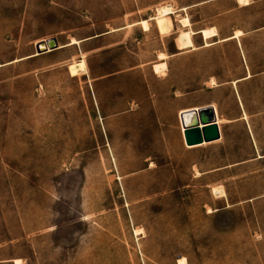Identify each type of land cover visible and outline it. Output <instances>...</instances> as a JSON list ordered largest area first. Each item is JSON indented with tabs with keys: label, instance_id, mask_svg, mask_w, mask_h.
Here are the masks:
<instances>
[{
	"label": "rangeland",
	"instance_id": "obj_1",
	"mask_svg": "<svg viewBox=\"0 0 264 264\" xmlns=\"http://www.w3.org/2000/svg\"><path fill=\"white\" fill-rule=\"evenodd\" d=\"M250 1L0 0V260L264 264ZM49 38L60 50L37 55ZM204 105L220 139L186 146L180 114Z\"/></svg>",
	"mask_w": 264,
	"mask_h": 264
},
{
	"label": "bare ground",
	"instance_id": "obj_2",
	"mask_svg": "<svg viewBox=\"0 0 264 264\" xmlns=\"http://www.w3.org/2000/svg\"><path fill=\"white\" fill-rule=\"evenodd\" d=\"M236 1L241 6L249 5L252 2L250 0H236ZM157 13H159L160 17H164L165 15L175 14L173 8L167 7V6L160 8L159 12H157ZM187 22H189V21L185 18L183 20V23H187ZM141 24L143 25L145 30L148 29V22L142 21ZM216 30L213 27L209 28V29H202L201 34L203 35L204 39H207L210 37H215L218 35ZM38 43H37V45H38ZM72 44H74V43L72 42ZM58 48H60V46ZM48 52H51V51H47L46 53H48ZM159 58L162 61H164L166 59L164 54H160ZM166 68H167V64L165 62H161L159 64L154 65V71L156 73L165 72ZM210 109L212 111H210ZM195 111H197V113H200L201 115H198ZM200 119H202L203 122L216 123V112L214 111V107L212 105H204V107H200L197 110H196V108L186 109L185 111H182V113L180 114V120L185 125H193L196 123L197 120H200ZM212 123H208L207 125L212 124ZM194 146H197V145H194ZM13 263L14 264H24L19 259H14ZM178 264H186V259L182 258L181 260L178 261Z\"/></svg>",
	"mask_w": 264,
	"mask_h": 264
},
{
	"label": "water",
	"instance_id": "obj_3",
	"mask_svg": "<svg viewBox=\"0 0 264 264\" xmlns=\"http://www.w3.org/2000/svg\"><path fill=\"white\" fill-rule=\"evenodd\" d=\"M58 43L55 39L41 41L36 46V53L43 54L47 51L56 50ZM207 108V107H206ZM210 111H212L210 109ZM197 113V111H195ZM201 115L200 113H197ZM214 122V121H213ZM212 122H203L202 119L197 120L193 125H185L184 142L186 146L201 145L205 142L216 141L220 139L218 126L216 124L207 125Z\"/></svg>",
	"mask_w": 264,
	"mask_h": 264
},
{
	"label": "crops",
	"instance_id": "obj_4",
	"mask_svg": "<svg viewBox=\"0 0 264 264\" xmlns=\"http://www.w3.org/2000/svg\"><path fill=\"white\" fill-rule=\"evenodd\" d=\"M49 39H55V38H49ZM49 39H46V40H49ZM91 38H89V39H86V40H90ZM46 40H43V41H46ZM56 41H57V39H55ZM83 41H85V40H82V42ZM57 43H58V41H57ZM61 44L60 43H58V47L60 46ZM64 45V44H63ZM56 48V50H60L59 48ZM56 50H53L52 52H50V53H53V52H56ZM43 54H49V52L48 53H43ZM41 55V54H40ZM14 259H19V260H21L20 258H14V257H9V258H7V259H2V260H0V264H14L13 263V260ZM22 261V260H21ZM22 263H23V261H22Z\"/></svg>",
	"mask_w": 264,
	"mask_h": 264
},
{
	"label": "built area",
	"instance_id": "obj_5",
	"mask_svg": "<svg viewBox=\"0 0 264 264\" xmlns=\"http://www.w3.org/2000/svg\"><path fill=\"white\" fill-rule=\"evenodd\" d=\"M179 121H180V127H181V131H182V136H183V139H184V132H185L184 130H185V127L183 126V124H182V122H181L180 119H179ZM216 125L218 126V124H216Z\"/></svg>",
	"mask_w": 264,
	"mask_h": 264
}]
</instances>
